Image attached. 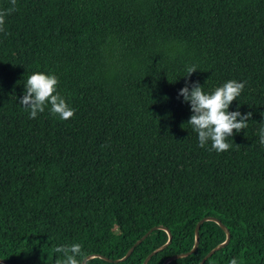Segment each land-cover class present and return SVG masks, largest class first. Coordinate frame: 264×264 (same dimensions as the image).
<instances>
[{
	"label": "trees",
	"instance_id": "obj_1",
	"mask_svg": "<svg viewBox=\"0 0 264 264\" xmlns=\"http://www.w3.org/2000/svg\"><path fill=\"white\" fill-rule=\"evenodd\" d=\"M11 7L0 0V10ZM197 72L187 76L186 67ZM34 72L55 74L74 116L35 119L19 101ZM244 82L229 111L252 113L223 153L198 146L179 90ZM264 0H17L0 32V264H162L214 218L229 241L203 264H264ZM238 147V148H237ZM225 240L199 225L198 264ZM109 260V261H108Z\"/></svg>",
	"mask_w": 264,
	"mask_h": 264
},
{
	"label": "clouds",
	"instance_id": "obj_2",
	"mask_svg": "<svg viewBox=\"0 0 264 264\" xmlns=\"http://www.w3.org/2000/svg\"><path fill=\"white\" fill-rule=\"evenodd\" d=\"M11 7L0 10V32L4 31L5 18L16 10L17 0H10ZM195 65L187 66V76L197 72ZM59 78L55 74L44 72L32 73L25 84V92L19 103L29 112V118L35 119L50 106V114L67 121L75 114V109L70 107L65 98L57 91ZM245 86L244 82L229 80L222 86L215 88L211 93H205L198 82L185 86L179 90L178 96L183 97L189 104L192 115L187 124L191 125L198 135V146L203 148L211 144V149L217 153H223L233 147L229 140L234 133H239L248 127V121L252 113L241 114L237 111H229V107ZM260 143L264 145V124L260 129ZM238 148V147H237ZM54 253H61L62 258L56 260V264H83V245L72 243L61 245L53 249ZM229 264H240L238 258H233Z\"/></svg>",
	"mask_w": 264,
	"mask_h": 264
},
{
	"label": "water",
	"instance_id": "obj_3",
	"mask_svg": "<svg viewBox=\"0 0 264 264\" xmlns=\"http://www.w3.org/2000/svg\"><path fill=\"white\" fill-rule=\"evenodd\" d=\"M205 221H211V222H214L216 225H218L219 226V228L224 232V234H225V240L221 243V244H219V245H217V246H215L214 248H212L200 261H199V263L198 264H203V262L207 259V258H209L215 251H217V250H219V249H221V248H223L224 246H226L227 245V243H228V241H229V234H228V232H227V230L224 228V226L223 225H221L220 223H219V221L218 220H216V219H214V218H203V219H201V220H199L197 223H196V225H195V227H194V241H193V246H192V248L188 251V252H186V253H182V254H176V255H173V256H171L170 258H168V259H166L162 264H167L168 262H170V261H172V260H175V259H181V258H185V257H187V256H189V255H191L193 252H194V250L196 249V247H197V244H198V229H199V225L201 224V223H203V222H205ZM155 230H163L165 233H166V235H167V241L163 244V245H161L160 247H158L157 249H155V250H153L152 252H150L144 259H143V261H142V263L141 264H146L147 263V261L150 259V257H152L154 254H156V253H158V252H160L161 250H163L165 247H167L168 246V244H169V242H170V239H171V236H170V234L167 232V230H165L164 228H162V227H152V228H150V229H148L138 240H136L128 249H127V251L125 252V254L123 255V257H121L120 259H117V260H113V261H109V262H112V263H118V262H122V261H124V260H126L127 258H128V256L131 254V252H132V250H133V248L134 247H136L137 245H139L151 232H153V231H155ZM94 257H98V258H100V259H104V260H107L106 258H103L102 256H94V255H91V256H87V257H85L84 258V260H83V264H84V262L87 260V259H90V258H94ZM0 263H4V262H2L1 260H0Z\"/></svg>",
	"mask_w": 264,
	"mask_h": 264
}]
</instances>
